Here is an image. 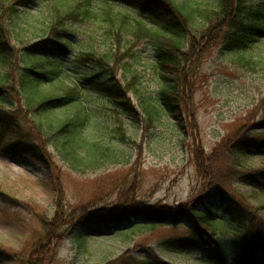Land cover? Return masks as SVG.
Masks as SVG:
<instances>
[{
    "label": "trees",
    "instance_id": "obj_1",
    "mask_svg": "<svg viewBox=\"0 0 264 264\" xmlns=\"http://www.w3.org/2000/svg\"><path fill=\"white\" fill-rule=\"evenodd\" d=\"M36 1L0 0V150L8 156H28L46 169L55 168L50 146L79 172L117 160L109 144L83 136L92 115L84 86L104 95L135 126L146 129L164 113L174 120L175 128L192 135L197 124L191 86L202 53L213 44L224 49L245 48L264 37V0H215L210 6L196 0H119L144 14L141 19L115 11L113 0H102L101 9H95L92 0H73L71 4L59 0L40 39L23 44L19 23ZM95 18L107 24L105 50L90 46L78 55L77 61L87 66L79 83L43 89L41 83H49L57 73L48 57L66 54L77 33L75 24ZM146 20L152 23L149 27ZM142 39L153 46V67L160 86L156 97L139 94L136 105L129 93L139 92L141 74L123 60L135 58L133 46ZM21 56L26 58L25 64L16 69L15 61ZM119 64L121 79L116 75ZM261 106L264 109V99ZM181 119L187 121V127ZM247 122L222 140L220 151L232 159L229 164L215 165L216 158L205 154L194 139L192 159L200 189L188 200L149 205L134 196L131 186L107 212H99L89 203L64 206L60 199L51 218L39 220V236L26 253L0 249V255L13 264H52L66 231L83 244L90 225L124 234L129 230L119 228L137 223L148 230L163 225L183 227L180 235L160 241L161 249L194 250L213 264H264V203L254 205L233 187L239 180L264 194V166L243 165L249 152L264 154V117ZM218 214L238 227L228 243L217 233ZM138 247L146 248L144 255L134 254ZM102 264L169 263L154 247L137 245Z\"/></svg>",
    "mask_w": 264,
    "mask_h": 264
},
{
    "label": "rangeland",
    "instance_id": "obj_2",
    "mask_svg": "<svg viewBox=\"0 0 264 264\" xmlns=\"http://www.w3.org/2000/svg\"><path fill=\"white\" fill-rule=\"evenodd\" d=\"M58 1L38 0L26 9V15L19 23L23 44L40 39ZM72 1L66 0L67 4ZM196 1L210 6L215 0ZM112 3L115 11L138 19L145 16L139 10L120 4L119 0ZM92 5L101 9L103 2L92 0ZM146 24L149 27L152 23L146 20ZM106 26L100 18L75 24L77 33L71 38L69 51L62 56L48 57L57 73L49 83H41L42 88L52 91L79 83L87 66L80 64L77 57L90 46L98 51L105 50L106 44L102 43ZM88 35L94 38L90 39ZM133 48L135 58L126 57L123 61L141 74L137 86L139 92L129 93L132 101L139 105V94L156 97L160 79L153 67L151 42L142 39ZM23 59L26 58L21 56L15 61L16 69L25 64ZM247 60L255 64H247ZM195 70L191 88L197 128L192 135L175 128L174 120L164 113L146 129L142 125L135 126L104 95L84 86V98L92 115L84 126L83 136L109 144L117 154L116 161L79 172L50 146L55 168L46 169L44 164L28 156H8L0 150V249L26 253L39 236V220L51 218L60 199L64 206L78 207L89 203L97 211L107 212L130 186L134 196L149 205L178 204L198 194L200 184L192 159L194 139L205 154L216 158L215 165L229 164L232 159L220 151L222 140L247 120L249 123L264 117L261 106L264 99V37L256 38L245 48L224 49L213 44L202 53ZM122 73L119 64L118 78H122ZM55 92L61 91L55 89ZM181 121L187 127V121ZM249 154L250 157L243 159L246 168L264 166V154L254 151ZM233 187L254 205L264 203L263 193L244 186L241 181L235 180ZM218 219L217 233L228 243L238 227L222 214H218ZM119 229L129 231L120 234L90 225L83 244L76 235L65 230L52 264H102L108 257H115L137 245L154 247L169 264H213L194 250L171 251L159 247L166 237L180 235L182 226L173 229L163 225L148 230L134 223ZM145 250V247H138L134 254L144 255ZM0 264L13 262L0 255Z\"/></svg>",
    "mask_w": 264,
    "mask_h": 264
}]
</instances>
